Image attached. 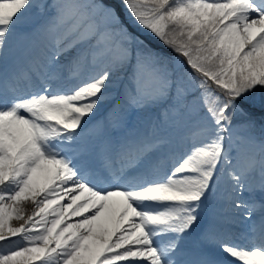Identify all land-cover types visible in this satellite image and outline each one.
<instances>
[{
  "label": "snow or ice",
  "instance_id": "6c2138e0",
  "mask_svg": "<svg viewBox=\"0 0 264 264\" xmlns=\"http://www.w3.org/2000/svg\"><path fill=\"white\" fill-rule=\"evenodd\" d=\"M0 264H264V0H0Z\"/></svg>",
  "mask_w": 264,
  "mask_h": 264
},
{
  "label": "bare ground",
  "instance_id": "6f19581e",
  "mask_svg": "<svg viewBox=\"0 0 264 264\" xmlns=\"http://www.w3.org/2000/svg\"><path fill=\"white\" fill-rule=\"evenodd\" d=\"M28 210H29V211L31 210V206H28Z\"/></svg>",
  "mask_w": 264,
  "mask_h": 264
}]
</instances>
